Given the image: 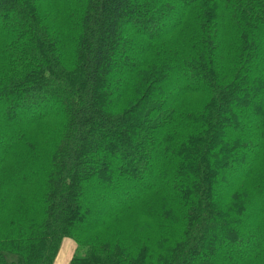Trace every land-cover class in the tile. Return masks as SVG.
Segmentation results:
<instances>
[{
	"label": "trees",
	"instance_id": "trees-1",
	"mask_svg": "<svg viewBox=\"0 0 264 264\" xmlns=\"http://www.w3.org/2000/svg\"><path fill=\"white\" fill-rule=\"evenodd\" d=\"M11 115L0 264H264V0H0Z\"/></svg>",
	"mask_w": 264,
	"mask_h": 264
},
{
	"label": "rangeland",
	"instance_id": "rangeland-1",
	"mask_svg": "<svg viewBox=\"0 0 264 264\" xmlns=\"http://www.w3.org/2000/svg\"><path fill=\"white\" fill-rule=\"evenodd\" d=\"M139 29H140V26H139ZM141 29L145 30L142 26H141ZM117 54H118V56H117L118 60L116 61V64H120L124 59L128 58L126 54H123L121 52H118ZM23 112L24 111L22 109H17L14 116L11 115V116H8V117H4L2 120H0V126H2V123H4L5 121L11 120L10 118L12 116H13L12 120L14 118L15 119H20L22 117V113ZM253 112H254V110L251 112L250 116L247 119L244 120L245 125L249 124V123H255L254 122L255 114ZM255 118H256V116H255ZM6 141H8V140L0 139V145L1 144L3 145ZM241 167H242V165L238 161L237 162V169H241ZM233 172H235V171H233ZM140 177H141V175H139V177L137 179L130 180V182L129 181L126 182L125 186L122 188V191H119V194H117L115 196V198L112 199V202L114 203V201H116V200L120 201V200H129V199H131L133 197L135 191L138 190V187H137L138 183L137 182H138V180L140 181ZM120 179L121 178L118 177V175H116L115 172H113L110 175L108 181L106 180V181L103 182V184H104L103 187L105 188L110 182L112 184L119 185V183L121 181ZM101 193H103V192H101ZM98 197L100 198V196H97V198ZM107 205L108 204L104 203V205H102V208L107 207ZM75 248H76V244H75V242L73 240H71L69 238H64L63 241H62V245H61L60 251H59V253H58V255H57L56 259H55L54 264H70L71 258H72L73 254H74V251H75ZM255 249H256V242H253V241L250 243V246L244 247V251L247 252V253L250 252V251H254Z\"/></svg>",
	"mask_w": 264,
	"mask_h": 264
},
{
	"label": "crops",
	"instance_id": "crops-1",
	"mask_svg": "<svg viewBox=\"0 0 264 264\" xmlns=\"http://www.w3.org/2000/svg\"><path fill=\"white\" fill-rule=\"evenodd\" d=\"M75 250H76V248H75ZM75 252V251H74ZM74 255V254H73ZM72 258H73V256H72ZM72 258H71V260H72ZM71 262V261H70Z\"/></svg>",
	"mask_w": 264,
	"mask_h": 264
}]
</instances>
